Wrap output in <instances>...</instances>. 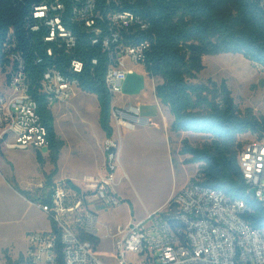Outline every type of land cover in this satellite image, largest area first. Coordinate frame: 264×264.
Here are the masks:
<instances>
[{"label":"trees","instance_id":"obj_1","mask_svg":"<svg viewBox=\"0 0 264 264\" xmlns=\"http://www.w3.org/2000/svg\"><path fill=\"white\" fill-rule=\"evenodd\" d=\"M87 1L0 0V67L3 72L7 70L12 54L23 58L28 91L38 101L46 128L48 159L54 167L47 175V183L57 171L65 142L55 131L54 115L46 96L38 90L39 81L50 68L76 79L82 91L96 96L99 125L106 137H112L113 95L104 80L109 58L102 44L112 26L105 14L129 11L140 16L146 28L135 26L124 36L133 42H150L143 65L150 76L162 80L155 86V95L173 116L170 129L209 137V142L201 147L182 139L179 153L189 155L186 162L199 164L196 173L203 174L205 185L221 189L230 199L245 202L243 217L249 225L264 227V203L247 191L237 163L242 147L237 138L264 130V117L256 118L249 108L242 113L225 79L220 83L211 79L206 83L194 81L205 68L203 57L219 53L241 54L264 71V0H91L95 4L91 26L76 13ZM58 4L62 8H57ZM42 5L47 6L45 16H35V8ZM55 17L71 32L72 46L57 34L47 40V21ZM73 61L82 64L80 72L73 70ZM35 155L42 168V153L37 150ZM66 181L79 190L70 179ZM44 196L48 201L49 194ZM86 237L97 248L99 236ZM23 262V254L16 259L7 256L6 260V264Z\"/></svg>","mask_w":264,"mask_h":264},{"label":"built area","instance_id":"obj_2","mask_svg":"<svg viewBox=\"0 0 264 264\" xmlns=\"http://www.w3.org/2000/svg\"><path fill=\"white\" fill-rule=\"evenodd\" d=\"M94 5L89 0L76 9L87 26L94 23ZM57 8L62 6L58 4ZM46 11L47 6H38L35 16L43 17ZM105 18L112 31L102 41L109 58L104 80L114 97L121 94L126 76L133 72L128 64H144L150 42H133L124 36L135 26L146 28L140 16L129 11H109ZM47 23L50 26L47 40H53L57 34L65 38L68 46L74 44L71 32L63 28L58 17ZM10 59L5 72L10 93H0V149L41 150L48 143L38 101L28 91L23 58L12 54ZM72 66L75 72L82 69L78 61H73ZM78 89L76 79L54 68L45 71L38 84L50 108L70 100ZM125 109L139 114L138 106L127 105ZM122 114L121 108L112 105L111 117L116 119L117 126L133 129L132 122L121 120ZM250 134L253 139L239 149L237 163L247 191L264 203V130ZM103 150L105 172L86 182L85 188L77 190L65 180H53L46 192L49 200L45 201L43 194L32 201L47 215L50 227L29 233L23 264H110L97 255L93 242L86 237L97 235L98 230V216L89 208L87 196L112 205L119 202L110 190L119 167V140L106 137ZM203 179L202 173H195L172 194L163 209L148 212L124 226L118 225L113 235L114 264H264V227L255 228L247 223L242 199H230L221 189L205 185ZM74 219L83 225L81 232L71 227Z\"/></svg>","mask_w":264,"mask_h":264},{"label":"rangeland","instance_id":"obj_3","mask_svg":"<svg viewBox=\"0 0 264 264\" xmlns=\"http://www.w3.org/2000/svg\"><path fill=\"white\" fill-rule=\"evenodd\" d=\"M203 62L205 68L195 82L206 83L211 79L220 83L225 79L242 113L249 108L256 118L264 117V71L238 53L206 55ZM6 78V73L0 67L2 91L7 88ZM131 80L133 82L135 79ZM77 94L70 100V105L67 102L57 103L51 108L55 131L66 144L61 151L58 170L48 183L34 149H4V153L0 149V264H6L7 256L16 259L19 254L25 255L30 232L50 227L47 215L32 203L47 192V184L53 180L66 181L71 178L84 187L97 175L95 168L100 163L98 140L101 139L99 107L93 94ZM119 96L115 94L113 100L122 106ZM147 102L149 104L142 115L158 118L157 105L150 98ZM176 138L179 141L177 152L174 144ZM184 138L197 147L209 142L207 135L193 131L173 132L168 139L163 131L142 125L122 135L119 167L115 185L110 189L119 202L107 204L90 194L86 198L89 208L98 213L97 234L100 243L96 252L107 263L116 262L113 235L117 226L139 220L146 210L164 205L197 172L199 164L186 162L189 155L179 153ZM252 139V135L246 133L239 136L237 141L243 145ZM41 152L48 155L49 151L45 147ZM52 166L47 158L44 169ZM124 173L126 176H123ZM71 227L81 232L83 225L74 219Z\"/></svg>","mask_w":264,"mask_h":264},{"label":"crops","instance_id":"obj_4","mask_svg":"<svg viewBox=\"0 0 264 264\" xmlns=\"http://www.w3.org/2000/svg\"><path fill=\"white\" fill-rule=\"evenodd\" d=\"M128 66L133 69V72L129 73L126 76V80L123 83L121 94H119L120 95L119 97L122 98V102H123L122 104L123 105L120 106L117 103H115L114 100L112 101V105L114 107H118V108H121L123 110V114L120 117L121 120H126V121L132 122L134 124L133 129H128L125 126H117L116 119L111 117V124L113 126V137L119 140V156L121 154L122 135L124 134V132L126 133L128 131H134L138 127V125H142L145 127H151L155 130H161L165 133V136H167L168 139L171 138V133L174 132L170 129L171 123L173 121L172 114L170 113L168 107L161 104L155 95V86H156V84L160 83L162 80L158 77L150 76L146 72L144 65H142V64L134 65V64L129 63ZM131 78H134L135 80L132 82ZM8 91L9 90L7 88H5L4 91L0 90V93H8ZM77 92L82 93L84 96L89 94L85 91H82L80 88L77 90ZM77 92H76V94H77ZM126 94H127V96H126ZM95 98H96V96H95ZM148 98H150L151 101H154V103L157 105L158 112H159L158 118L152 119V118H149L148 116L145 117L144 115H142L144 108L147 107V105L149 104L147 102ZM92 99H94V98H92ZM70 100H72V98ZM70 100L67 101L68 105H70V102H71ZM96 100H97V98H96ZM97 103H98V101H97ZM127 105L138 106L139 107V114L135 115L132 112H130L129 110H126L125 106H127ZM98 118H99V109H98ZM98 125H99V121H98ZM99 129H100L99 133H100L101 139L98 140V147H99V154H98L99 160L98 161H100V163L95 168V174H97V175H95V177L100 176L101 174H103V172H105V153L103 150V140L106 138V136H105V133L103 132V130L101 129L100 125H99ZM177 142L179 143L178 139L177 138L174 139L176 152H177ZM65 144H64V146H65ZM64 146H63V148H64ZM1 150H3V153H4V149H1ZM36 151L37 150H35V152ZM39 151L41 152V150H39ZM42 156L44 157L45 163L41 169H42V171H44L46 173V175H49V174H51V171L53 170L54 167L53 166L51 168L48 167L47 170H45L44 166L47 163L48 155L42 154ZM59 159H60V157H59ZM59 159L57 162V170H58V165H59ZM68 179H70L74 184H76L71 178H68ZM76 185L79 187H83L82 185H78V184H76ZM84 186H85V184H84ZM165 205H166V203L162 206H159L155 209H152L151 211L146 210L145 215L148 212H152L154 210L164 208ZM97 216H98V213H97ZM129 222L130 221H128L127 223H129ZM113 239L115 241L116 238H113Z\"/></svg>","mask_w":264,"mask_h":264}]
</instances>
